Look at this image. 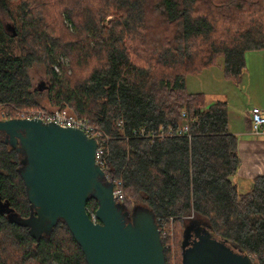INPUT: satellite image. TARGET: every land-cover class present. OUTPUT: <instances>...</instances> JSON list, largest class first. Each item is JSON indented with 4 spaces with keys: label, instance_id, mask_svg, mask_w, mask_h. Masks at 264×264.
Wrapping results in <instances>:
<instances>
[{
    "label": "trees",
    "instance_id": "trees-1",
    "mask_svg": "<svg viewBox=\"0 0 264 264\" xmlns=\"http://www.w3.org/2000/svg\"><path fill=\"white\" fill-rule=\"evenodd\" d=\"M11 1L0 3L16 32L0 20V107L45 108L46 101L87 118L110 136L105 171L121 181L123 204L149 208L157 224L174 217L183 226H210L214 237L264 264V173L238 192L227 103H207L185 84L188 74L220 60L224 78L240 83L245 54L264 50V0H94V10L76 0ZM57 2L74 31L47 24L45 8ZM149 11L161 23H151ZM113 12L119 18L102 26ZM59 52L71 55L73 70L88 69L80 80L54 71ZM40 63L50 83L42 90L28 74ZM184 123L188 131L176 134ZM160 130L172 134L147 137ZM20 158L0 132V264H86L62 221L36 240L12 220L30 212ZM96 208L90 198V217Z\"/></svg>",
    "mask_w": 264,
    "mask_h": 264
},
{
    "label": "water",
    "instance_id": "water-1",
    "mask_svg": "<svg viewBox=\"0 0 264 264\" xmlns=\"http://www.w3.org/2000/svg\"><path fill=\"white\" fill-rule=\"evenodd\" d=\"M16 34L14 25L4 24ZM39 85V89L45 88ZM6 144L21 155L19 173L29 202L27 217L12 220L38 240L62 221L86 264H166L152 210L118 202L113 182L95 162L97 141L83 130L39 118L0 120ZM90 198L97 208L90 217ZM181 264H254L252 258L213 236L210 226L188 221L182 232Z\"/></svg>",
    "mask_w": 264,
    "mask_h": 264
},
{
    "label": "rangeland",
    "instance_id": "rangeland-1",
    "mask_svg": "<svg viewBox=\"0 0 264 264\" xmlns=\"http://www.w3.org/2000/svg\"><path fill=\"white\" fill-rule=\"evenodd\" d=\"M2 0H0L1 3ZM19 0H15V3H17ZM14 1L12 0L11 3ZM82 2V6L86 5L87 3L89 4L88 6L91 7V10H94V8L98 7V3L94 0H76V4L78 5ZM72 3V2H71ZM60 3L57 2L52 6H48L45 8V12L47 14L46 17V22L48 25L51 27H54V25L51 24H56L57 25H62V28H66L68 32L74 31L73 25L68 22L67 20H61L59 15L60 13ZM70 6H73L71 4ZM59 14V15H58ZM119 13H111L108 15L104 21L102 22V26H106L110 21L117 20L119 18ZM149 18L151 23H156L159 24L161 23V20L157 14V12L149 11ZM0 20L4 22V24H11L9 21L8 14L5 10H3L0 7ZM68 40V39H67ZM59 56L57 58V63L53 65L54 71L60 75L62 72V68L66 69L67 74L71 75L72 80H80L82 76L87 72V68L82 71V67L72 69V65H74L73 58L68 52H59ZM77 61V60H76ZM78 65V62H77ZM207 70L205 73L201 76L198 75H193V74H188L186 76V82H187V87L186 89L188 92H202L206 91L208 101L214 100L212 94H215L219 97V99H224V97L229 98L232 102L235 100L236 102L239 100V94L237 93L242 87L240 85L232 83L230 80L225 79L223 76L222 70L218 67V65H213L209 68H206ZM73 70V72H72ZM79 72L81 74L79 75ZM28 74L30 77V81L34 86H39L42 84L48 85V88L50 86L49 83V76L46 73V69L44 64H37L33 65L32 67L29 68ZM237 94V95H235ZM44 106L46 109H52L49 108L50 105L44 101L41 104ZM16 108V110H15ZM4 110H10V113L8 115L10 117H16L22 108H17L14 106H11L9 108H3ZM184 127H182L183 129ZM249 190V189H248ZM247 190V191H248ZM246 192V191H245ZM243 192V193H245ZM242 193V192H240ZM127 205V210L130 212L132 206V202H126ZM160 224L163 226V230L165 231V240L164 245L167 246L165 248L166 254H167V259L166 263L167 264H181V239H182V232H183V225L181 222H178L175 220L174 217H171L169 219H159Z\"/></svg>",
    "mask_w": 264,
    "mask_h": 264
},
{
    "label": "crops",
    "instance_id": "crops-1",
    "mask_svg": "<svg viewBox=\"0 0 264 264\" xmlns=\"http://www.w3.org/2000/svg\"><path fill=\"white\" fill-rule=\"evenodd\" d=\"M245 60L246 71L238 84L242 89L237 92L239 94L237 102L235 100L232 102L227 97L219 99L215 94H212L214 100L209 102L206 91L197 92L205 95L207 103L216 100L226 101L227 103L228 129L237 137L239 157V166L236 173L231 177V181L238 192L242 193L250 189L256 177L264 173V134H254L252 132L249 117L252 106L264 110V50L247 52ZM218 67L222 70L221 60ZM206 70L203 69L196 75L201 76ZM185 84L187 87L186 80Z\"/></svg>",
    "mask_w": 264,
    "mask_h": 264
},
{
    "label": "built area",
    "instance_id": "built-area-1",
    "mask_svg": "<svg viewBox=\"0 0 264 264\" xmlns=\"http://www.w3.org/2000/svg\"><path fill=\"white\" fill-rule=\"evenodd\" d=\"M16 110V108H15ZM10 110H4L0 107V120L13 118L8 115ZM185 115V114H182ZM249 117L251 121V130L254 134H264V110L262 108L252 106L250 108ZM14 118H39L43 122H54L62 127H74L83 130L88 136L93 137L97 141V148L95 154V162L104 170L107 180H110L106 174L105 169L107 168L106 151L107 142L110 140V136L104 131L94 126L87 118H78L69 112L67 109H46V108H30V109H20L18 115ZM122 121H118L117 125H121ZM182 127H184L182 129ZM188 131V124L184 123L178 130L176 134L182 135ZM172 134L171 130L164 132L152 131L147 136L148 138H161ZM113 182V193L114 197L118 202L123 201V193L121 189V181L110 180ZM159 221V220H158ZM158 229L162 242L165 240V231L163 226L158 224ZM164 245V242H163ZM167 246L164 245V249Z\"/></svg>",
    "mask_w": 264,
    "mask_h": 264
},
{
    "label": "flooded vegetation",
    "instance_id": "flooded-vegetation-1",
    "mask_svg": "<svg viewBox=\"0 0 264 264\" xmlns=\"http://www.w3.org/2000/svg\"><path fill=\"white\" fill-rule=\"evenodd\" d=\"M4 134V133H3ZM4 137H5V135H4ZM167 264V263H166Z\"/></svg>",
    "mask_w": 264,
    "mask_h": 264
}]
</instances>
